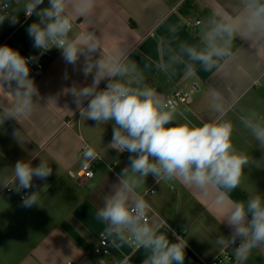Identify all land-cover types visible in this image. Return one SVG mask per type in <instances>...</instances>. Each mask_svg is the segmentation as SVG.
I'll return each instance as SVG.
<instances>
[{
  "label": "crops",
  "instance_id": "0c3cea01",
  "mask_svg": "<svg viewBox=\"0 0 264 264\" xmlns=\"http://www.w3.org/2000/svg\"><path fill=\"white\" fill-rule=\"evenodd\" d=\"M214 12L237 19L244 15L241 0H95L89 16L77 17L74 31H94L102 38L106 55L120 54L134 62L144 83L162 96L174 91L187 93L188 101L177 107L178 122L202 124L217 119L220 113L212 107L211 93L218 90L222 94L225 118L234 124V146L249 156L240 186L230 193L231 200L242 201L257 191L264 194V149L241 123V117L250 111L264 118V35H238L232 58L221 61L212 71H204L199 65L192 75L185 74L183 65L175 66V74L165 71L171 52L178 50L180 43H199L201 28ZM17 16L15 25L8 20L0 24V46L8 45L23 56L33 48L27 28L37 18L25 16L22 10ZM30 77L41 98L30 115L0 125V184L6 180L7 186L11 184L12 168L19 160L31 161L33 166L45 160L52 174L46 180L34 178L33 187L22 190L40 192L39 206L23 207L19 193L5 187L0 210L10 214L13 221L9 229H0V236L15 237L19 255L15 257L14 249L11 260H6L5 252L0 264H67L68 260L96 264L100 257L94 248L100 232L106 230L96 211L118 182L117 174L129 164V153L117 156L116 150L109 149L113 125L95 128V121L81 119L71 94L65 92L74 85L91 84L93 76L85 78L82 65L66 64L61 51L54 49L45 67ZM106 83L102 81L99 87L103 89ZM10 102L11 97L0 94V103ZM18 128L21 135L16 139L13 131ZM89 147L97 155L92 165L94 174L83 177L79 169ZM150 186L156 191L148 201L171 229L167 232V226H162L161 231L167 232L172 242V232L188 241L184 264H196L198 257L210 259L222 248L216 245V238L230 235L231 229L221 223L227 201L217 204L215 189L205 197L177 180L157 183L149 175L137 191L142 193ZM159 218L152 216L150 220L160 224ZM110 242V254L102 258L104 264H142L146 256L143 249L128 244L117 247L112 237ZM230 250L234 264H264V247L253 249L244 260Z\"/></svg>",
  "mask_w": 264,
  "mask_h": 264
},
{
  "label": "clouds",
  "instance_id": "9594fccd",
  "mask_svg": "<svg viewBox=\"0 0 264 264\" xmlns=\"http://www.w3.org/2000/svg\"><path fill=\"white\" fill-rule=\"evenodd\" d=\"M241 5V19L214 12L201 28L199 43H180L178 50L171 52L165 71L175 74L176 65H183L186 75L194 74L197 65L212 71L232 58L238 35H264V0H241ZM94 6L95 0H47V4L45 0H0V24L5 20L18 23L21 10L27 17L35 16L27 34L39 56L59 49L66 64L82 65L84 77L93 76L91 84L74 85L65 92L71 94L81 119L95 121V128L113 125L109 149L129 153V164L117 174L118 182L97 209V219L106 225V233L117 247L128 244L143 249L142 264H184L188 241L172 232V242L167 222L156 224L149 219L151 205L137 189L149 175L157 183L177 180L205 197L215 189L216 203L227 201L221 223L231 229L230 235L221 234L215 243L232 248L238 259H246L253 249L264 247V194L257 191L247 200L230 199V193L241 184L249 156L234 146V124L225 118L222 94L218 90L211 93L212 107L220 113L217 119L202 124L178 122L174 102L144 83L134 62L120 54L106 55L102 38L94 31H74L77 17L89 16ZM39 56L26 58L8 45L0 46V94L11 97L10 103H0V125L9 119L18 122L39 103L40 93L29 67L38 63ZM64 78H68L67 72ZM241 123L264 149V118L250 111L241 117ZM20 135V128L14 129L13 136L18 139ZM83 155L94 159L96 152L89 147ZM12 169L13 186L8 188L16 193L32 188L34 178L46 180L52 174L45 160L37 166L19 160ZM8 183L6 180L2 186ZM39 193L22 196V206H39ZM162 226H167V232L161 231Z\"/></svg>",
  "mask_w": 264,
  "mask_h": 264
},
{
  "label": "built area",
  "instance_id": "2783aa9c",
  "mask_svg": "<svg viewBox=\"0 0 264 264\" xmlns=\"http://www.w3.org/2000/svg\"><path fill=\"white\" fill-rule=\"evenodd\" d=\"M199 21H196V24H198ZM55 48H53L52 50L48 51L47 53H45L42 56H39V50L32 48L30 51L26 52L23 56L28 58V57H32V56H39V60L38 63H30L29 67H30V74L38 72L40 70H42L46 63L49 61V59L51 58L53 51ZM188 94L185 92H181V91H174L171 94L165 96V99H170L171 101L174 102L176 107H179L181 104L185 103L188 101ZM88 147V146H87ZM97 156V155H96ZM93 160L94 159H83V161L81 162V166L79 169V174L83 177H91L94 174V171L92 169V165H93ZM108 167L111 168V166L109 165ZM9 186L6 187V191L10 190L8 188ZM155 188L154 186H150L148 188H146L142 193H139L140 195H143L145 197V199L148 201V196L153 195L155 193ZM28 193L26 191H21L19 193V198L22 200V196L27 195ZM149 202V201H148ZM150 203V202H149ZM151 205V203H150ZM152 208V212L149 213V219L154 216L159 218L157 212L155 211V209L153 208V206L151 205ZM160 219V218H159ZM160 221H162L160 219ZM111 237L107 235L106 230H103L102 232H100L99 234V239H98V244L95 246L94 248V253L97 254L100 257V260H98V262L96 264H104L103 261V257L109 256L110 254V244H111ZM196 264H234L233 263V255L232 252L230 250V248H221L214 256H212L210 259H202L200 257H198L195 260ZM67 264H75L73 261L68 260Z\"/></svg>",
  "mask_w": 264,
  "mask_h": 264
},
{
  "label": "rangeland",
  "instance_id": "374dc122",
  "mask_svg": "<svg viewBox=\"0 0 264 264\" xmlns=\"http://www.w3.org/2000/svg\"><path fill=\"white\" fill-rule=\"evenodd\" d=\"M114 154H116L117 152H113ZM117 156H120L119 153H117ZM2 184H0V198H4L3 193L5 192V187L1 186ZM12 183L9 185V187H12ZM14 191L10 192L13 193ZM10 194H8L9 196ZM11 221H13V218L10 214L5 213V211L0 210V229H9L10 226L9 224L12 223ZM19 227V226H18ZM17 227V228H18ZM17 240L15 237L13 236H9V237H4V236H0V256L1 259L4 258L5 256V252H7V256L8 258H6V260H11V256L12 253L14 252V249L17 250L15 251V257H18V246L16 245ZM10 252V253H9Z\"/></svg>",
  "mask_w": 264,
  "mask_h": 264
},
{
  "label": "trees",
  "instance_id": "16d2710c",
  "mask_svg": "<svg viewBox=\"0 0 264 264\" xmlns=\"http://www.w3.org/2000/svg\"><path fill=\"white\" fill-rule=\"evenodd\" d=\"M187 255L189 256V254L187 253ZM193 264H194V262H193Z\"/></svg>",
  "mask_w": 264,
  "mask_h": 264
}]
</instances>
